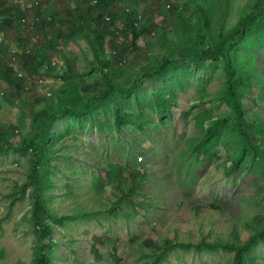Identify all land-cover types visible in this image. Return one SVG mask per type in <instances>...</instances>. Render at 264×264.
Returning <instances> with one entry per match:
<instances>
[{
  "label": "trees",
  "instance_id": "16d2710c",
  "mask_svg": "<svg viewBox=\"0 0 264 264\" xmlns=\"http://www.w3.org/2000/svg\"><path fill=\"white\" fill-rule=\"evenodd\" d=\"M30 1L0 0V73L4 77L2 79L3 77L0 76L2 79L0 100H5L9 96L15 105L17 100L18 102L23 100V104L30 105L25 98L28 93H32L37 97L32 101L34 104H41L47 100L49 103L53 101L54 104L41 110L40 114L32 113L34 121L41 127L37 134L35 133L33 138L31 136L28 140L22 137L19 143L14 142L12 137L17 134L15 131H18V128L4 127L0 123V158L10 151H16V148L17 151L21 150L22 154L29 149L35 151L33 155L35 161L31 164L33 171L31 169L30 172L33 176H30L28 182L33 186L30 192L33 203L29 219L32 221V230L37 234L39 244L36 245L32 264H52L48 245L56 244L51 240L56 222L65 224L70 220L83 221L84 218L94 217L100 212L102 214L113 212L116 217L124 218H132L137 213L141 215L140 211L136 213L133 208H144L145 205L136 203L133 198L137 194H143L149 180L147 172L142 173L139 166L123 170L124 166L120 163L94 164L100 171L95 173L93 179L92 190L97 192V195L96 193L94 195L99 197L107 189L112 188L118 200L108 206V209L105 207L104 210L96 209L92 212L76 209L79 212L77 213L72 207H69L70 213H57L49 209L50 198L47 191L50 186L46 187L39 182L41 180L39 167L44 161L45 146L52 141L54 143L55 137L63 138L55 132V126L59 121H65L68 116L67 119L73 117L77 123L99 122L100 118L96 117L95 112L97 103L117 98L114 125L121 130L130 123V118L124 113V106L133 102L134 93L141 81L161 79L163 76L174 77L180 72H186L188 77L194 73L191 71L193 68L206 67L215 70L217 75L223 78V88L219 91L221 94L218 97H211L209 109H204L201 114L195 115L196 126L203 131V135L202 138L195 139V145L190 144L189 150L186 149L175 158L180 159L178 176H189L198 167H204L209 160H214V151L222 147L224 141L230 138L236 139L238 148L234 151V157L219 165V169L231 179L246 163L249 164L250 171L260 174L264 166V120L256 113L251 115L246 102L251 100L256 107L259 106V99L257 97L251 99V97L256 92L264 94V80L262 78L255 80L247 76L243 68L238 71L231 54L233 49L249 39L252 28L264 26V0L248 1L237 26L231 30L227 28L231 0H211L208 2V7L203 6L202 0H46V2L32 0L33 3ZM16 3L20 7L16 6ZM32 4L34 6L36 4V8ZM141 4L147 8L143 13L139 10ZM9 14L13 17L8 16ZM14 16H18L19 20ZM2 31L5 32V36ZM187 41L190 42V49L194 52L195 57L191 59L192 61L177 56V50L182 44H187ZM79 42H85L89 47L93 55L91 60H88L84 51L69 52L70 54L65 51L69 44ZM20 53H23L22 56ZM81 57L88 61V65L79 71L77 64ZM49 62L55 65V68ZM4 67L7 72L2 70L5 69ZM133 68L135 69L133 82L130 86H125L123 80L130 75ZM15 69L19 71L16 72ZM3 72H6V76ZM51 73L53 74L50 75ZM8 76L14 77H10L12 81ZM183 76L185 77V73ZM33 77L50 78L54 81L50 84L49 82L35 84L31 80ZM179 87L180 83L172 86L169 89L171 93H167L168 96L162 91L167 97L161 91V94H155L154 111L162 120L177 108ZM40 88L47 92L41 93ZM65 88L67 93L57 92ZM49 92H53V95L49 96ZM81 94L82 99L76 109L69 108L71 107L69 105L65 106L68 108H64V111L60 109L64 107L61 104L63 98H79ZM223 106L228 108V113L225 115L221 114ZM251 116L254 120L250 119ZM99 126L102 129V124ZM69 130L70 128L66 133ZM3 132L6 134L4 135ZM181 180L179 181L182 183ZM23 193L24 191L21 190L18 194L21 196ZM247 203L248 211L254 210V213H250L252 218L245 219L238 214L235 215L237 220L232 228L234 235L215 237L212 233L205 235L196 232L190 239L186 236L180 237L176 233L172 239L164 237L161 242L158 240L151 242L149 250L144 253L148 258L146 262L160 264L167 259L171 250L180 248L210 254L224 251L228 254L227 264H264V251H260V246H264V206H259L258 200L254 198L247 200ZM209 209L221 211V208L215 204ZM240 227L246 229L245 236L238 234ZM46 238L49 244L45 243Z\"/></svg>",
  "mask_w": 264,
  "mask_h": 264
},
{
  "label": "rangeland",
  "instance_id": "374dc122",
  "mask_svg": "<svg viewBox=\"0 0 264 264\" xmlns=\"http://www.w3.org/2000/svg\"><path fill=\"white\" fill-rule=\"evenodd\" d=\"M202 1L203 6L208 7L211 0ZM248 1L231 0L227 21L229 30L237 26ZM139 10L143 13L147 8L141 4ZM251 31L249 39L233 49L232 61L238 66V71L243 68L247 76L264 80V26H255ZM189 43L187 41L177 50L179 58L191 60L195 57ZM66 47L68 53L84 51L88 60L93 57L85 42L71 43ZM87 65L88 61L81 57L77 69L81 71ZM191 71L194 73L188 77L186 72H180L174 77L141 81L133 102L124 106L130 123L121 130L114 125L117 98L97 103L95 112L96 117L100 118L99 122L77 123L72 117L56 124L55 132L63 138L55 137L53 145V141L47 144V154L39 167L41 184L50 186L47 191L49 209L57 213H70L69 207H72L92 212L117 201L112 188L99 197L94 195V175L100 172L94 164L120 163L124 166L123 170L139 166L142 173L147 172L149 181L143 194L133 198L136 203L145 205L144 208H133L141 215L137 213L133 215L134 218L116 219L113 213H99L93 219L70 220L63 225L56 223L51 236L56 244L48 245L52 264H148L144 253L149 250L151 242H161L164 237L172 239L176 233L190 239L196 232L205 235L212 233L215 237L234 235L235 215L251 219L250 213H254V210L248 211L247 200L254 198L259 206H264V166L257 174L250 171L249 164L245 163L231 179L219 169V165L234 157V151L238 148L235 138L225 140L224 145L214 151V160H209L204 167H198L189 176H178L180 159L175 158L189 150L190 144L195 145V139L203 135V131L196 126L195 115L209 109L211 97H218L223 88V78L215 70L203 67ZM134 72L133 68L123 80L125 86L132 84ZM31 80L37 84L53 81L42 77ZM179 83L178 106L162 120L155 114L153 98L160 91L169 93V89ZM40 91L46 92L41 88ZM57 92L63 94L68 91L62 89ZM48 95L52 96L53 92ZM256 97L260 102L258 107L251 100L246 102V106L251 115L256 113L264 120V94L253 93L251 99ZM35 98L32 93L27 94L25 100L30 105L23 104V100H17L15 105L9 96L0 100V123L4 127L18 128L15 131L17 134L12 137L18 143L22 137L28 140L40 130L41 126L34 121L32 113L40 114L41 110L54 104L53 101L34 104L32 101ZM81 99L82 94L79 98H63L62 104L76 109ZM227 113L228 108L223 106L221 114ZM250 119L254 120L252 116ZM99 124H102V129ZM68 128L70 130L66 133ZM20 153L21 150L10 151L0 158V264H32L36 245L39 244L29 219L33 186L28 182L35 151L29 149L25 154ZM181 179L182 183L179 181ZM21 190L24 193L20 196L18 193ZM212 204L220 207L221 211L209 209ZM245 230L240 227L238 234L245 236ZM48 242L46 238L45 243ZM260 251H264L263 245ZM227 261L228 254L224 251L210 254L178 248L171 250L167 259L160 264H227Z\"/></svg>",
  "mask_w": 264,
  "mask_h": 264
},
{
  "label": "bare ground",
  "instance_id": "6f19581e",
  "mask_svg": "<svg viewBox=\"0 0 264 264\" xmlns=\"http://www.w3.org/2000/svg\"><path fill=\"white\" fill-rule=\"evenodd\" d=\"M17 1H18V0H17ZM31 1H32V0H31ZM31 1H30V2H31ZM33 1H34V0H33ZM24 2H25V1H24ZM40 2H41V1H40ZM40 2H39V3H40ZM45 2H46V0H45ZM50 2H51V1H50ZM9 3H10V2H9ZM18 3H19V2H18ZM31 3H33V2H31ZM36 3H37V2H36ZM41 3H42V2H41ZM41 3H40V6H42ZM47 3H48V2H47ZM37 4H38V3H37ZM42 4H45V3L43 2ZM93 4H94V3H93ZM17 5H18V4L16 3V6H17ZM32 5H33V4H32ZM13 6H14V2H13ZM18 6H19V5H18ZM33 6H34V5H33ZM35 6H36V4H35ZM35 6H34V7H35ZM40 6H39V7H40ZM19 7H20V6H19ZM29 8H32V7H29ZM35 8H36V7H35ZM44 8H45V7H44ZM45 9H46V8H45ZM24 11H25V10H24ZM36 11H37V10H36ZM3 12H4V11H3ZM8 12H9V11H8ZM30 12H31V10H30ZM9 13H10V12H9ZM12 13H13V12H11V14H12ZM24 13H25V12H23V14H24ZM109 13H110V12H109ZM11 14H9L8 16H10ZM13 15H14V13H13ZM21 15H22V13H21ZM156 15H157V14H156ZM8 16H7V17H8ZM11 16H12V15H11ZM15 16H16V15H15ZM15 16H14V17H15ZM24 16H25V18H26V15H24ZM107 16H108V15H107ZM12 17H13V16H12ZM17 17H18V16H17ZM17 17H15V18H17ZM1 18H2V17H1ZM15 18H13V19H15ZM105 18H106V17H105ZM17 19H18V18H17ZM3 20H4V19H3ZM18 20H19V19H18ZM32 20H35V19L32 18ZM141 20H142V19H141ZM16 22H17V21H16ZM22 22H23V21H22ZM22 22H20V23H22ZM106 22H107V21H106ZM138 22H139V21H138ZM138 22H137V23H138ZM141 22H142V21H141ZM24 23H25V22H24ZM26 23H27V22H26ZM139 24H140V23H139ZM139 24H138V25H139ZM141 24H142V23H141ZM0 25H1V24H0ZM2 25H3V24H2ZM140 26H141V25H140ZM13 28H14V27H13ZM0 29H1V28H0ZM23 29H24V28H23ZM3 30H4V29H3ZM15 30H16V29H15ZM21 30H22V29H21ZM251 30H252V29H251ZM251 30H250V31H251ZM10 31H12V30H10ZM22 31H23V30H22ZM2 32H3V35L5 36V34H4L5 32H4V31H2ZM16 32H17V31H16ZM8 33H9V32H8ZM250 35H251V34H250ZM17 36H19V35H17ZM1 39H2V38H1ZM16 39H17V38H16ZM18 39L20 40V38H18ZM49 39H51V38H49ZM19 40H18V41H19ZM22 40H23V39L21 38V41H22ZM2 41H3V39H2ZM21 41H20V42H21ZM20 48H21V47H20ZM20 48H19V50H20ZM66 48H67V47H66ZM9 50H10V49H9ZM11 50H12V49H11ZM14 50H15V49H14ZM22 50H23V49H22ZM22 50H21V51H22ZM28 51H29V50H28ZM7 52H8V51H7ZM7 52H6V53H7ZM17 52H18V51H17ZM17 52H16V53H17ZM23 52H24V51H23ZM29 52H30V51H29ZM62 52H63V51H62ZM20 54H21L20 56H22L23 53H20ZM61 54H64V53H61ZM69 54H70V53H69ZM0 55H1V54H0ZM7 55H8V54H7ZM16 55H17V54H16ZM29 55H30V54H29ZM172 55H174V54H172ZM198 55H199V54H198ZM17 56L19 57V55H17ZM199 56H200V55H199ZM10 57H12V56H10ZM13 57H14V56H13ZM27 57H28V56H27ZM64 57H65V56H64ZM19 58H21V57H19ZM53 58H54V57H53ZM7 59H8V57L6 58V61H7ZM21 59H22V58H21ZM48 59H49V58H48ZM183 59H184V58H183ZM2 60H4V59H2ZM17 60H18V59H17ZM185 60H186V59H185ZM195 60H196V59H195ZM197 60H198V58H197ZM191 61H192V60H191ZM18 62H20V61H18ZM22 62H23V61H22ZM52 62H53V61H52ZM58 62H59V61H58ZM194 62L196 63V61H194ZM11 63H12V62H11ZM46 63H48V62L46 61ZM49 63H50V62H49ZM62 63H63V62H62ZM191 63H192V62H191ZM22 64H23V63H22ZM50 64H51V63H50ZM50 64H49V65H50ZM193 64H194V63H193ZM11 65H12V64H11ZM18 65H19V64H18ZM23 65H24V64H23ZM51 65H52V64H51ZM56 65H57V64H56ZM58 65H59V64H58ZM188 65H189V63H188ZM6 66H7V65H6ZM46 66H47V65H46ZM46 66H44V67L46 68ZM52 66H54V68H55V65H52ZM14 67H15V66H14ZM22 67H23V66H22ZM60 67H61V66H60ZM4 68H5V67H4ZM8 68H9V67H8ZM8 68H7V69H8ZM12 68H13V67H12ZM12 68H10V69H12ZM26 68H27V67H26ZM28 69H29V67H28ZM52 69H53V68H52ZM2 70H5V71H6V68H5V69H2ZM12 70H13V69H12ZM12 70H11V71H12ZM50 70H51V69H50ZM50 70H49V71H50ZM61 70H62V69H61ZM7 71H8V70H7ZM7 71H6V72H7ZM15 71H16V69H15ZM18 71H19V70H18ZM18 71H16V72H18ZM34 71H35V70H34ZM38 71H39V70H38ZM6 72H5V73H6ZM29 72H31V71H28V73H29ZM46 72H47V71H46ZM46 72H45V73H46ZM5 73L3 72L4 76H6ZM9 74H10V71H9ZM12 74H13V72H12ZM32 74H33V72H32ZM39 74H41V73H39ZM52 74H53V73H51L50 75H52ZM57 74H58V73H57ZM10 75H11V74H10ZM37 75H38V74H37ZM0 76H1V73H0ZM21 76H23V75H21ZM40 76H41V75H40ZM1 77H3V76H1ZM8 77L10 78L11 76H8ZM12 77H13V76H12ZM12 77H11V78H12ZM16 77H17V76H16ZM163 77H164V76H163ZM163 77H162V78H163ZM11 78H10V79H11ZM13 78H14V77H13ZM23 78H24V77H23ZM54 78H55V77H54ZM2 79H4V77H3ZM2 79L0 78V80H2ZM5 79H7V78H5ZM20 79H21V78H20ZM123 79H125V78H123ZM18 80H19V77H18ZM62 80H63V79H62ZM11 81H12V79H11ZM48 82H49V81H48ZM35 84H36V82H35ZM49 84H50V83H49ZM49 84H48V85H49ZM60 85H61V84H60ZM66 85H67V84H66ZM58 86H59V85H58ZM62 86H63V85H62ZM64 86H65V85H64ZM32 87L35 89L34 85H33ZM41 87H42V86H41ZM43 87H44V86H43ZM47 87L49 88V86H47ZM47 87H45V88H47ZM28 89H29V88H28ZM34 89H33V90H34ZM36 89H37V88H36ZM65 89H66V88H65ZM163 89H164V88H163ZM44 90H45V89H44ZM51 90H52V89H51ZM12 91H13V90H12ZM31 91H32V89H31ZM48 91H49V89H48ZM46 92H47V90H46ZM161 92H162V91H161ZM10 93H11V92H10ZM12 93H13V92H12ZM54 93H55V92H54ZM157 93H158V92H157ZM162 93H163V92H162ZM170 93H171V92H170ZM159 94H161V93H159ZM163 94H164V93H163ZM166 94H167V91H166ZM94 95H95V94H94ZM97 95H98V94H97ZM97 95H95V96H97ZM92 96H93V95H92ZM164 96H166V95L164 94ZM167 96H168V94H167ZM167 96H166V97H167ZM169 96H170V95H169ZM38 97H39V96H38ZM54 97H55V96H54ZM98 97H99V96H98ZM38 99H39V98H38ZM40 99H41V100H44V99H42L41 97H40ZM97 99H98V98H97ZM100 99H101V98H100ZM46 100H47V99H46ZM51 100H52V99H51ZM53 100H54V99H53ZM95 100H96V99H95ZM47 101H48V100H47ZM65 101H67V100H65ZM48 102H49V101H48ZM61 102H62V101H61ZM57 103H58V102H57ZM59 103H60V102H59ZM59 103H58V104H59ZM65 103H66V102H65ZM52 104H53V103H52ZM61 104H62V103H61ZM62 105H63V104H62ZM67 105H69V104H67ZM67 105H64L63 108L60 107V109H63V111H64V108H68V107H65V106H67ZM59 106H60V105H59ZM69 106H70V105H69ZM72 106H74V105H72ZM69 108H72V107H69ZM67 110H68V109H67ZM58 111H59V110H58ZM58 111H57V112H58ZM71 111H72V110H71ZM73 111H74V110H73ZM61 113H62V112H61ZM121 113H122V112H121ZM121 113H120V114H121ZM55 114H57V113H55ZM123 114H124V113H123ZM123 114H122V115H123ZM61 116H63V115H61ZM82 117H83V116H82ZM67 118H68V116H67ZM67 118H66V119H67ZM70 118H71V117H70ZM63 119H64V118H63ZM60 120H61V119H60ZM42 124H43V123H42ZM53 125H54V124H53ZM57 126L59 127V125H57ZM15 128H16V127H15ZM15 128H14V129H15ZM42 129H43V128H42ZM51 129H52V128H51ZM52 130H53V129H52ZM42 131H43V130H42ZM19 132H20V131H19ZM3 133H4V132H3ZM13 133H14V132H13ZM5 134H6V133H4V135H5ZM15 134H16V133H15ZM36 134H37V133H36ZM38 134H39V133H38ZM50 134H51V133H50ZM0 135H1V134H0ZM22 135H23V134H22ZM19 136H20V134H19ZM33 136H34V135H32V138H33ZM0 137H1V136H0ZM2 137H3V136H2ZM5 137H6V136H5ZM29 138H31V136H30ZM3 139H4V138H3ZM3 139H2V140H3ZM25 139H26V138H25ZM25 139H24V140H25ZM55 139H56V138H55ZM0 140H1V139H0ZM54 141H55V140H54ZM1 142H3V141H1ZM6 142H7V141H6ZM14 142H15V141H14ZM14 142H13V143H14ZM23 142L25 143V141H23ZM23 142H22V144H24ZM3 143H4V142H3ZM13 143H12V144H13ZM27 143H28V142H27ZM27 143H26V144H27ZM4 144H5V143H4ZM14 144H15V143H14ZM20 144H21V143H20ZM53 144H54V143H53ZM53 144H51V145H53ZM55 144H56V143H55ZM57 144H58V143H57ZM8 145H10V142L8 143ZM51 145H50V146H51ZM0 146H1V145H0ZM6 146H7V145H6ZM15 146L17 147L18 145L16 144ZM20 146H21V145H20ZM28 146H29V145H28ZM28 146H27V148L29 149V147H30L31 145H30L29 147H28ZM4 147H5V146H4ZM4 147H3V148H4ZM16 147H15V148H16ZM31 147H32V146H31ZM45 147H47V146H45ZM55 147H56V146H55ZM9 148H11V147H9ZM18 148H19V147H18ZM27 148H26V149H27ZM62 148H63V147H62ZM21 149H24V148H21ZM11 150H12V149H11ZM24 150H25V149H24ZM51 150H52V149H51ZM122 150H123V149H122ZM16 151H17V148H16ZM53 151H54V150H53ZM58 151H59V148H58ZM119 151H120V150H119ZM17 152H18V151H17ZM29 152H30V151H29ZM44 152H45V151H44ZM47 152H49V151H47ZM123 152H124V151H123ZM3 153H4V152H3ZM32 153H33V152H32ZM4 154H5V153H4ZM20 154H21V153H20ZM46 154H47V153H46ZM46 154H44V155H46ZM122 154H123V153H122ZM47 157H49V156H47ZM3 158H4V157H3ZM3 158H2V159H3ZM33 158H34V156H33ZM44 158H45V157H44ZM3 160H4V159H3ZM3 160H2V162H3ZM198 160H199V159H198ZM45 161H46V160H45ZM200 162H201V161H200ZM202 162H203V161H202ZM33 163H34V162H33ZM31 164H32V163H31ZM40 165H41V164H40ZM43 165H44V164H43ZM70 167H71V166H70ZM41 168H42V167H41ZM76 168H77V167H76ZM42 169H43V168H42ZM32 171H33V169H32ZM36 172H37V170H36ZM74 172H75V171H74ZM36 174H37V173H36ZM39 174H40V173H39ZM70 174H71V173H70ZM70 174H69V175H70ZM76 175H77V174H76ZM76 175H75V176H76ZM79 175H80V174H79ZM32 176H33V175H32ZM32 176H31V177H32ZM94 176H95V175H94ZM65 177H66V175H65ZM67 177H68V176H67ZM67 177H66V178H67ZM40 178H42V177H40ZM69 178H70V177H69ZM175 178H176V177H175ZM32 179L34 180V178H32ZM71 179H72V178H71ZM69 180H70V179H69ZM71 181H74V180H71ZM33 182H34V181H33ZM39 182H40V181H39ZM95 182H96V181H95ZM40 183H41V182H40ZM43 183H44V182H43ZM68 183H69V182H68ZM32 184H33V183H32ZM35 184H36V183H34L33 185H35ZM38 184H39V183H38ZM38 184H37V185H38ZM83 184H84V183H83ZM133 185H134V184H133ZM28 186H29V185H28ZM71 186H72V185H71ZM67 187H68V185H67ZM34 188H35V187H34ZM36 188H37V187H36ZM70 188H71V187H70ZM73 188H74V187H73ZM92 188H93V187H92ZM127 188H128V187H127ZM42 189H43V188H42ZM96 189H97V188H96ZM39 190H40V186H39ZM39 190H38V191H39ZM45 190H46V189H45ZM69 191H70V190H69ZM74 192H75V191H74ZM74 192H72V193H74ZM98 192L101 194V191L98 190ZM91 193H92V192H91ZM91 193H89V194H91ZM94 193H96V195H97V192H94ZM106 193H107V192H106ZM84 195L86 196L87 194H84ZM104 195H106V194H104ZM113 195H114V194H113ZM137 195H138V194H137ZM137 195H136V196H137ZM102 197H103V196H102ZM114 197H116V196H114ZM114 197H113V198H114ZM41 198H42V197H41ZM93 198H94V196H93ZM98 199H99V198H98ZM100 199H101V197H100ZM95 200H96V199H95ZM111 200H112V199H111ZM102 201H103V200H102ZM108 201H110V200H108ZM112 201H114V200H112ZM112 201H111V202H112ZM94 203H95V201H94ZM96 203H97V202H96ZM100 203H101V202H100ZM98 204H99V203H98ZM100 205H101V204H100ZM100 205H99V206H100ZM107 205H108V204H107ZM111 205H112V204H111ZM94 206H95V205H94ZM96 206H97V205H96ZM103 206H104V205H103ZM108 206H110V205H108ZM108 206H107V209H108ZM114 206H115V205H114ZM117 207H118V206H117ZM119 207H120V206H119ZM95 208H96V207H95ZM99 208H101V207H99ZM104 208H105V207H104ZM102 209H103V208H102ZM105 209H106V208H105ZM103 210H104V209H103ZM110 210H111V209H110ZM121 210H122V209H121ZM87 211H88V210H87ZM99 211H100V210H99ZM101 211H102V210H101ZM129 211H130V210H129ZM107 212H108V211H107ZM126 212L128 213L127 210H126ZM126 212H125V214H126ZM96 213H97V211H96ZM100 213H101V212H100ZM112 213H113V212H112ZM129 213H131V212H129ZM98 214H99V213H98ZM138 214H139V213H138ZM90 215H91V213H90ZM107 215H108V214H107ZM139 215H140V214H139ZM8 216H9V215H8ZM88 216H89V214H88ZM125 216H126V215H125ZM127 216H128V215H127ZM130 216H131V214H130ZM83 217H84V216H83ZM94 217H95V216H94ZM6 218H7V217H6ZM91 218H92V217H91ZM115 218H116V216H115ZM123 218H124V217H123ZM133 218H134V217H133ZM84 219H85V218H84ZM92 219H93V218H92ZM116 219H117V218H116ZM2 220H3V219H2ZM41 220H42V219H41ZM0 222H1V221H0ZM55 222H56V221H55ZM60 222H61V221H60ZM56 223H57V222H56ZM60 224H61V223H60ZM62 225H63V224H62ZM174 245H175V244H174Z\"/></svg>",
  "mask_w": 264,
  "mask_h": 264
},
{
  "label": "built area",
  "instance_id": "2783aa9c",
  "mask_svg": "<svg viewBox=\"0 0 264 264\" xmlns=\"http://www.w3.org/2000/svg\"><path fill=\"white\" fill-rule=\"evenodd\" d=\"M19 75L21 76V75H22V73H19ZM53 81H54V80H53ZM53 81H52V82H53ZM49 93H50V92H49Z\"/></svg>",
  "mask_w": 264,
  "mask_h": 264
}]
</instances>
